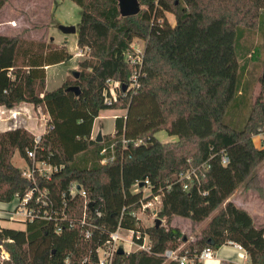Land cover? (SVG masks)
<instances>
[{"label": "trees", "instance_id": "obj_1", "mask_svg": "<svg viewBox=\"0 0 264 264\" xmlns=\"http://www.w3.org/2000/svg\"><path fill=\"white\" fill-rule=\"evenodd\" d=\"M8 1L0 0V11ZM72 1L82 9L77 44L87 50L78 78L69 76L59 88L47 90L43 62L59 63L71 54L45 35L34 38L29 28L0 33V106L31 104L49 116L36 159L62 168L50 179L38 177V185L48 189L58 212L66 200L67 215L79 218L85 198L70 195L76 183L96 201L99 214L89 207L90 239L79 224L58 232L59 220L34 218L23 228L1 229L0 245L11 254L7 264H61L66 256L71 264H97V248L120 222L140 225L128 215L143 196L133 187L146 180L161 195L162 222L143 226L150 252L116 254L115 264H181L164 255L176 249L188 258L185 264H203L198 256L205 248L217 250L229 242L239 244L251 264H264V228L229 200L241 185L264 200L257 173L264 148L253 141L264 131L262 77L244 126L224 121L239 88L237 29L258 27L264 0H139L141 12L130 17L121 16L118 0ZM135 39L144 41L143 56L130 62ZM108 80L120 84L111 105L105 101ZM72 86L79 87V95L68 90ZM120 109L126 112L115 118L114 132L98 142L92 136L95 120L102 111ZM160 131L177 140L163 143ZM35 138L22 126L0 132V202L33 187L13 157L18 152L30 162L27 151L35 149ZM103 149L109 155L114 150L107 164L101 163ZM191 167H199L196 176H181ZM176 217L191 222L193 239L172 225Z\"/></svg>", "mask_w": 264, "mask_h": 264}, {"label": "built area", "instance_id": "obj_2", "mask_svg": "<svg viewBox=\"0 0 264 264\" xmlns=\"http://www.w3.org/2000/svg\"><path fill=\"white\" fill-rule=\"evenodd\" d=\"M139 40L140 39H135L131 43L132 51L128 56L130 62H136L142 59L144 45H140L138 43ZM142 42L144 43L143 40ZM85 54L86 53L83 54V52L80 53L82 56H85ZM137 78V73L131 76L130 81L132 83V87L136 86ZM107 83L108 87L105 90V101L108 105H111L117 101L116 89L120 87V84L111 80H108ZM46 126H48V123H46ZM35 136V149L27 151L30 162L24 160L25 166L21 168L22 175L32 182L33 187L28 190L25 195L15 196L13 201L9 203H0V230L3 228H16V224L24 226L27 222L32 221L34 218H41L46 221L59 220L60 222L56 223V230L58 232L62 231L64 225H67L69 228H74L75 225L79 224L85 230V239H90L93 235V231L90 228L91 223L89 222V207L93 208V210L99 214L95 208L96 201L87 199L86 192L81 188V186L74 183L71 186L70 195L75 196L76 194H80L85 198L81 216L79 218H71L67 215L65 209L68 206V203L66 200L63 201L62 210L58 212L52 198L49 195L48 189L42 188L38 185V177L50 179L51 175L60 170L62 166H54L44 160L36 159V148L39 145L42 135ZM256 136L260 138L257 147L264 148V131L260 132ZM107 153L108 151L106 149H103L101 152V155L103 156L101 159L102 164H107L115 157L113 149L111 150L110 155ZM227 161L228 158L223 156L222 162L225 164ZM198 168L191 167L187 173L182 174L181 176L187 179H192L193 176H196ZM140 183L141 182L135 184L134 188L136 189L134 191H140L143 196L137 202L138 208L129 212L128 215V217L134 218L137 222H140V225L138 228H130L123 226L120 222L117 228L109 233L107 240L97 248V264H115V255L119 254L118 250L120 248L125 251L124 254H129L134 251L150 252L151 240L146 232L143 233V221L148 220L152 223V225H154L158 220L161 221L159 212L161 210L162 200L159 192H152V187L148 180L144 182L143 187L139 186ZM184 188L189 189V186L186 184ZM63 198H66L65 194H63ZM3 212H6L5 216L2 215ZM61 222H64V224H61ZM179 250L180 249L166 250L164 255L168 260H179L181 264H185L188 261V258L186 256H179ZM213 256L214 250L207 247L200 253L198 258L199 260L204 261L213 258ZM10 261V252L1 244L0 264H7ZM61 264H71L70 256H66Z\"/></svg>", "mask_w": 264, "mask_h": 264}, {"label": "rangeland", "instance_id": "obj_3", "mask_svg": "<svg viewBox=\"0 0 264 264\" xmlns=\"http://www.w3.org/2000/svg\"><path fill=\"white\" fill-rule=\"evenodd\" d=\"M81 14V7L72 0H10L0 11V21L8 22L19 18L18 20H20V23L16 28L5 25L0 33L16 34L25 28H29L32 30V36L36 39H39L42 35L48 38L50 32L52 36H63L60 25H63V22H69L70 24L79 23ZM167 16L170 23L174 24V16L172 14H168ZM36 25L37 28L34 29ZM49 25L50 27H48ZM73 38L74 33L70 34V41L68 43L70 51L74 44ZM237 43L238 61L240 65L239 88L234 101L227 110L224 121L234 128L241 129L248 118L254 100L261 90V77L264 71V10L261 11L259 25L255 30L245 28L237 29ZM252 53L258 54L259 58L257 61L252 60ZM69 60L70 58L66 59L65 62ZM76 61H78V59L72 60V62L64 66H50L49 69L46 70L48 79L47 89L54 90L62 86L63 81L61 82L60 78L64 76L65 73L67 74L69 72V76L74 77V72L76 71L73 67H76ZM125 112L126 111L122 109L102 111L100 116L95 120V126L97 125V128L93 137H96L98 133H113L115 118L125 115ZM42 113L44 112L42 111ZM37 115L39 118L43 116L41 113H37ZM45 115L48 116L47 114ZM48 121L49 117L46 123H48ZM157 137L163 143L177 140L176 136H169L165 131L158 132ZM13 163L19 168L25 166V162L18 152L13 157ZM263 168L264 162L257 169V173L262 171ZM135 189L136 188H134V190ZM2 215L5 216L6 212H3ZM143 224L144 226L152 225L148 220H144ZM172 225L180 227L189 234V236L193 235L188 229L190 221L187 219L176 217ZM15 227L23 228V225L16 224Z\"/></svg>", "mask_w": 264, "mask_h": 264}, {"label": "crops", "instance_id": "obj_4", "mask_svg": "<svg viewBox=\"0 0 264 264\" xmlns=\"http://www.w3.org/2000/svg\"><path fill=\"white\" fill-rule=\"evenodd\" d=\"M18 19L19 18H17V20L13 19L8 22L0 21V32L3 30V26L5 25H9L13 28L18 27L20 23V20ZM78 24L79 23L70 24L69 22H63V25L66 26L74 25L76 27V32L74 33V38H73L74 44L71 51L69 50L68 43L70 41V34L72 33L65 34L62 32L63 36H58V35L52 36L49 29L50 33L48 35L47 40L53 42L56 46H59L67 53L71 54V58L67 62L61 61L59 63H54V64H52L51 60L45 61L43 62V65L45 66V71L49 69V67L52 65L64 66L69 62H72V60H76V59H78V61H76L77 65L76 67L75 66L73 67L72 65V67L73 69H75V71H79V63L84 59V56L80 55V53L81 52H83V54L87 53V50L78 47L77 44ZM48 27H50V25ZM138 43L140 45L143 44L142 40H139ZM48 53L50 52H47V54ZM251 58L253 61H257L259 57L257 53L255 54L252 53ZM68 73L67 74L65 73L64 76H61L60 81L61 82L63 81L62 84L69 76ZM47 81L48 79L46 76V89H47ZM37 113H41V115H43L42 118H39ZM48 117L49 116H46L44 113H42L41 108L36 109L31 104L22 103L21 105L16 106L14 108H6L4 106H0V132L15 126H22L25 127L27 130H29L30 132H32L34 135H42L46 131L47 128L46 121ZM96 128L97 125L95 126V122H94L92 136L95 134ZM259 140L260 138L258 136H254L253 141L256 146H258ZM258 176L262 186L264 187V168L262 169V171L258 172ZM229 200L235 203L238 207L246 209L251 214L255 225L257 227L264 228V200L260 198V195L257 191L253 189L246 190L243 187V185H241L239 188L236 189V191L232 194ZM191 227L192 225L190 222V225L188 227L190 231H191ZM193 236L194 235L190 236V238L193 239ZM203 264H251V263L247 252L239 244L229 242L227 244L222 245L217 250H214L213 258L204 260Z\"/></svg>", "mask_w": 264, "mask_h": 264}, {"label": "water", "instance_id": "obj_5", "mask_svg": "<svg viewBox=\"0 0 264 264\" xmlns=\"http://www.w3.org/2000/svg\"><path fill=\"white\" fill-rule=\"evenodd\" d=\"M118 4H119V9H120V14L122 17L136 16L142 10V7H141L139 0H118ZM60 30L65 34H70V33L76 32V27L74 25H70V26L60 25ZM78 76H79V72L78 71L74 72V77L78 78ZM262 79L264 80V71L262 74ZM124 88H125V86H124ZM68 90L76 93V95H79V93H80V89L78 86L69 87ZM96 140L98 142H100L102 140V133H98ZM139 186L143 187L144 182H141L139 184ZM160 222L161 221L158 220V223H160ZM118 253L123 255L125 253V251L122 248H120L118 250Z\"/></svg>", "mask_w": 264, "mask_h": 264}]
</instances>
